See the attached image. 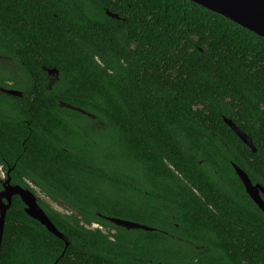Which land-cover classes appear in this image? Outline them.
<instances>
[{"label": "trees", "instance_id": "1", "mask_svg": "<svg viewBox=\"0 0 264 264\" xmlns=\"http://www.w3.org/2000/svg\"><path fill=\"white\" fill-rule=\"evenodd\" d=\"M0 86L2 169L69 240L13 195L0 264H264L233 168L264 187V37L190 0H0Z\"/></svg>", "mask_w": 264, "mask_h": 264}, {"label": "water", "instance_id": "2", "mask_svg": "<svg viewBox=\"0 0 264 264\" xmlns=\"http://www.w3.org/2000/svg\"><path fill=\"white\" fill-rule=\"evenodd\" d=\"M197 3L206 9L216 12L228 19L234 21L240 26L254 32L255 34L264 37V0H190ZM107 15L118 18L116 13H111L108 10L105 11ZM49 75L58 76V70L56 68H44ZM0 91L8 95L21 96V91L16 89H9L0 86ZM62 105H65L61 103ZM67 107H72L65 105ZM80 110L78 108H75ZM82 111V110H80ZM224 122L234 131V133L245 143L253 152L255 147L251 138L241 131L231 119L223 117ZM233 168L243 184L244 190L250 199L257 205V207L264 213V187L259 183L253 184L248 175L237 165L233 164ZM3 189H0V243L2 238L4 218L6 210L11 204V198L13 195H18L22 203L24 204L25 213L31 218L38 221L49 232L63 240L65 247L68 245L69 240L56 229L44 210L37 203L36 195L28 188L21 187L19 185L10 184V177L7 176L2 182ZM111 223L124 227L126 229H142L152 230L153 228L145 224L138 222L121 219L117 217H106Z\"/></svg>", "mask_w": 264, "mask_h": 264}, {"label": "rangeland", "instance_id": "3", "mask_svg": "<svg viewBox=\"0 0 264 264\" xmlns=\"http://www.w3.org/2000/svg\"><path fill=\"white\" fill-rule=\"evenodd\" d=\"M3 174L2 170L0 169V176ZM33 188L35 189V194L41 198L43 201L47 202L51 207L61 211V212H65V210L59 206L58 204L54 203L52 200H50L49 198L45 197L39 190L37 187H34ZM95 225L97 224H92V226L94 227Z\"/></svg>", "mask_w": 264, "mask_h": 264}, {"label": "flooded vegetation", "instance_id": "4", "mask_svg": "<svg viewBox=\"0 0 264 264\" xmlns=\"http://www.w3.org/2000/svg\"><path fill=\"white\" fill-rule=\"evenodd\" d=\"M0 169L2 170V172H3V174L0 176V184H1V186H0V189H3V187H2V182L6 179V177L8 176V174H9V169L6 171V172H4L3 171V169H2V165L0 164ZM6 176V177H5ZM27 183H29V181H27ZM17 185V184H16ZM31 185V184H30ZM20 186V185H19ZM22 187V186H21ZM32 187V186H31ZM25 188V187H24Z\"/></svg>", "mask_w": 264, "mask_h": 264}]
</instances>
